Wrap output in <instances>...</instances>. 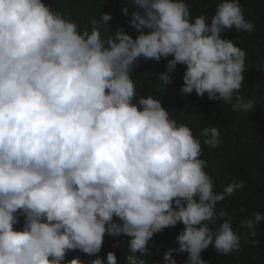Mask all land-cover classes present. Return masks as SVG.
I'll list each match as a JSON object with an SVG mask.
<instances>
[{"label":"clouds","instance_id":"9594fccd","mask_svg":"<svg viewBox=\"0 0 264 264\" xmlns=\"http://www.w3.org/2000/svg\"><path fill=\"white\" fill-rule=\"evenodd\" d=\"M131 3V13L122 11L135 39L113 31L107 13L81 29L42 0H0V264H118L111 251L106 260L65 259L75 250L99 253L105 235L129 237L127 264H145L154 234L178 223L179 247L163 264H176L174 252L187 253L185 264H206L201 252L210 245L223 255L240 251L242 240L260 246L264 214L242 220L240 234L233 216L217 211L245 186L233 179L214 191L201 145L220 144L217 127L194 136L161 99L138 96L132 78L141 58L171 56L157 74L164 88L183 65L182 95L207 94L249 112L255 100L241 95L246 52L221 35L251 33L254 24L239 0L216 4L210 24L203 14L193 19L185 0Z\"/></svg>","mask_w":264,"mask_h":264},{"label":"trees","instance_id":"16d2710c","mask_svg":"<svg viewBox=\"0 0 264 264\" xmlns=\"http://www.w3.org/2000/svg\"><path fill=\"white\" fill-rule=\"evenodd\" d=\"M48 6L63 11L82 29L90 28V20H99L104 13L110 14L112 19L109 27L115 31L123 28L125 34L135 39L136 30L129 24L130 15H125L123 7H128L131 13L134 7L131 0H42ZM189 6L190 15L194 19L198 15L210 17L215 12L216 4L221 0H185ZM246 20L254 24L251 33L236 32L235 29L226 30L221 39L236 42L238 47L246 52L244 82L241 89L242 99L255 100V108L249 112H233L231 105L223 101L197 97L195 92L182 95V76L185 66L177 65L172 75V82L165 88L157 79V74L166 71L167 60L171 56L162 58L159 62L140 59L133 73L137 95H151L155 99H161L162 107L168 109L172 118L178 123L186 124L198 136L204 127H217L220 131V144L215 149H210L202 143V159L208 163L206 172L214 180V191L222 192L233 180L244 181V188L218 202L217 211L227 210L233 216V228L240 234L246 233V228H239L242 220L254 218V213L264 214V0H239ZM147 32V30H144ZM110 34V30L103 35ZM202 141V138H201ZM246 212L241 213L240 209ZM115 222H119L114 217ZM219 223V222H218ZM23 225V217L20 223L14 226L19 230ZM183 229L182 224L165 228L162 232L154 234L148 242L149 253L144 257L145 264H163V257L169 249L178 248L175 238ZM129 237H111L105 235L102 249L99 252L106 260V254L111 251L118 264H127V241ZM259 247H252L241 241L240 251L229 255L217 254L210 245L202 250L201 259L206 264H264V222L257 226ZM139 256V254H137ZM80 256L82 260L90 261L91 256L78 250L66 255V260ZM172 259L176 264H185L187 253H173Z\"/></svg>","mask_w":264,"mask_h":264},{"label":"rangeland","instance_id":"374dc122","mask_svg":"<svg viewBox=\"0 0 264 264\" xmlns=\"http://www.w3.org/2000/svg\"><path fill=\"white\" fill-rule=\"evenodd\" d=\"M91 257H92V259H95V258H97V257L102 258L100 253H97V254H95V255H93V256H91Z\"/></svg>","mask_w":264,"mask_h":264}]
</instances>
